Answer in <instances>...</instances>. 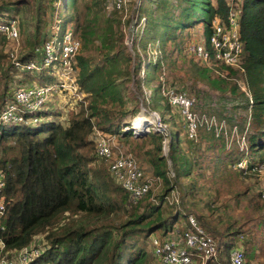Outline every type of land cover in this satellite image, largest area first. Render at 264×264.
<instances>
[{
	"label": "trees",
	"instance_id": "obj_1",
	"mask_svg": "<svg viewBox=\"0 0 264 264\" xmlns=\"http://www.w3.org/2000/svg\"><path fill=\"white\" fill-rule=\"evenodd\" d=\"M51 1L56 7V2L61 0ZM64 1L67 7L68 0ZM83 1L85 11L79 9ZM72 3L73 12L67 20V27L79 34L83 42L77 56V82L85 93L87 105H83L79 112L71 110L68 123L55 120L58 115L64 116L60 108L58 111L44 109L38 122L0 123V171L7 175L6 211L0 219V226H3L0 240L5 245L4 250L18 251L33 243L37 236L42 253L31 264H163L150 244L151 235L165 236L177 225L189 227V217L193 214L195 220L219 240L221 259L216 264H229L230 250L241 236L245 237L246 229L233 230V225L227 228L222 218L214 219L211 215L214 203L218 200L223 203L226 193L236 204L241 203L243 196L247 203L242 210L249 211L251 218L244 224L248 222L249 226V221H254L258 224V232L264 230V207L257 203L254 195H249L250 189L232 188L234 185L243 186V179L239 180L237 176L233 183L229 182L230 176L243 173L241 168L231 166L244 153L237 146L236 139L228 145L227 128L219 129L220 124L209 127L203 122L197 136L189 137L184 117L178 109L173 112L163 86L166 90L186 89L169 81L160 48L171 42L172 55L176 51H185L192 38L190 29L202 22L191 21L195 13L202 9L207 16L208 32H211L215 19H227L229 0H134L138 21L144 18L146 24L143 32L138 34L141 37L135 41L133 53L124 50L122 18L117 16V11L112 16L106 15L105 0H72ZM237 3L240 39L244 44L243 68L225 64L207 67L195 62L204 66L198 71L205 77L216 74L217 77L210 81L211 87L223 82L218 89L231 103L235 114V121L229 119L232 121L229 127H237V132L248 144L253 154L248 170H252L256 163L264 161V0H238ZM8 12L14 13V9L0 7V21L17 18L13 14H9V19L2 18ZM55 22L58 23L57 19ZM39 30L41 28H38V35ZM49 37L38 40L27 55L21 54L20 60L23 63L33 60L41 66V47ZM5 43L7 36L0 33V83H4V90L0 93V112L14 98L19 86L37 84L35 79L38 77L48 83L59 82L53 66L33 71L17 68ZM151 48L156 49L157 59H149L144 77L138 78L143 53H148ZM92 51H98L97 59ZM154 70L160 72L156 87L172 111L167 129L170 138L168 156L163 152V133H146L143 142L152 144L146 149L145 157L153 174L161 178V188L164 181L166 188L155 199L151 197L152 190L136 203H131L128 192L115 181L109 167L100 162L93 131L98 126L110 132L107 122L111 117L107 107L124 106L127 100L125 82L132 80L137 91L141 92L143 85H150L146 77L148 75L150 79V72ZM239 75L244 86L237 81ZM214 88L212 90H216ZM188 93L195 98L193 111L204 120L207 114L196 109L198 99H201L199 93L196 90ZM141 96L146 105L149 98L144 91ZM164 115L159 113L167 124ZM174 116L181 117L177 119L178 129L171 127ZM201 129L205 131L201 132ZM117 133L122 137L120 128ZM129 135L131 132H123V138ZM170 167L175 171L174 178L169 177ZM227 185L229 189L225 190ZM173 190L180 192V207L166 200ZM214 192L215 196H212ZM239 244L246 255L254 252L253 243L246 248L244 240Z\"/></svg>",
	"mask_w": 264,
	"mask_h": 264
},
{
	"label": "built area",
	"instance_id": "obj_2",
	"mask_svg": "<svg viewBox=\"0 0 264 264\" xmlns=\"http://www.w3.org/2000/svg\"><path fill=\"white\" fill-rule=\"evenodd\" d=\"M237 1L229 0L230 10L226 20L215 19L213 21L206 44L193 42L192 40L188 42L186 46L187 53L194 59L199 60L197 62L200 64L207 67H213L215 64H225L234 68H243L244 44L240 39L239 33L238 13L240 10ZM126 3L127 0H110L107 5L109 13L113 14L114 11H123ZM134 11L137 12L136 7ZM122 19L125 21V16ZM58 26L57 30H54V33L42 44L41 66H38L33 60L23 63L20 60V47L12 51L7 50L10 59L17 68H27L33 71L49 66H60L61 64L62 69L56 72L60 76L59 82L54 85L44 83L16 88L14 98L4 105L0 112V123L11 125L38 122L42 119L39 116L40 112L44 109H49L48 105L55 98V95L58 94L60 96L66 90L70 91V89L73 92L80 89L77 82L79 70L76 63L77 56L82 48L81 40L68 27L65 34L61 37L59 35L61 26ZM0 33L5 34L9 41H18L20 33L18 22L15 19L0 21ZM126 43L132 46V41L129 42V38H127ZM134 43L135 40L133 41V46ZM131 51H133V48H131ZM163 91L171 105L177 108L184 117L189 137L195 138L203 121L202 117L193 111L195 98L186 91L177 90L176 88H167L166 90L163 86ZM154 112L158 120L154 118L151 125H147L146 128L142 126L138 128L134 122H131V126L121 128L122 133L133 129L134 131L136 130V133L134 132L136 136H138V133L146 134L155 130L166 134V123L162 121L158 112ZM207 124L209 127L213 126L212 120L211 123ZM152 127H156V129L151 130ZM115 135V133L95 128L96 153L107 164L115 181L128 192L130 202L136 203L152 192L154 186L161 183V178L154 174L147 175L137 157L128 149L127 151L115 150L117 152L116 155L114 146L118 147V144L116 143L117 135ZM169 143L170 139L166 136L163 152L167 156L170 149ZM169 164L171 165L170 161ZM236 167L248 170L247 163L243 161L237 163ZM252 170L264 172V162L256 163ZM169 177H175V171L171 167ZM6 178V173L0 171V219L6 211ZM153 199H155L154 196ZM166 200L170 204L179 207V192L173 190L166 196ZM189 218L191 222L189 227L187 225L184 227L177 225L165 236L151 235L150 244L155 255L163 264H209V262L218 259V241L195 220L193 215H190ZM2 228L3 226H0V229ZM242 237H240V242ZM240 242L231 248L229 264H249L246 260L244 249L239 244ZM0 243L2 244L1 248H5L3 241L0 240ZM1 248L0 250H2ZM41 253L42 246L39 243H31L15 251L11 257L0 258V264H31L40 257ZM219 264L226 263L219 262Z\"/></svg>",
	"mask_w": 264,
	"mask_h": 264
},
{
	"label": "rangeland",
	"instance_id": "obj_3",
	"mask_svg": "<svg viewBox=\"0 0 264 264\" xmlns=\"http://www.w3.org/2000/svg\"><path fill=\"white\" fill-rule=\"evenodd\" d=\"M109 1L110 0H105L104 3L106 10L105 13L106 15L112 16L111 12L109 13V10L107 8ZM58 2H56L57 5L55 7L51 0H0V7H10L11 9H14V13L8 12L4 16H2V18L9 19L10 15L13 14L17 17L13 19H15L18 22V25H19V21H18L19 19L21 25V29L19 25V29H20L19 40L9 41L7 39V43H5L6 49L12 51L13 49L16 48L19 49L20 47L19 53L27 55V53L31 51V48L35 45V43L38 40H43L45 37H49L50 35H52L54 33V30H57V28L59 27L58 25L61 26L59 35L62 37L67 31V24H68L67 20L69 19L70 13L73 12V3L72 0H68V4L66 7L64 0ZM135 7L136 4L134 3V0H127L126 7H123V11H120L117 14V16H120L121 18L125 16V21H123L122 19L123 21L122 31L124 34V41L126 43L127 38H129V42L132 41V46H133V41L134 40L138 41V38L141 37V35L138 36V34H141L143 32V29L146 24V20L143 18L138 21L137 18L138 12L134 11ZM79 9L81 11H85L84 1L80 2ZM58 13L60 17H58ZM195 14L196 15L191 18V21L193 22L195 20H201L202 22L198 26L194 25L190 29V31H192L191 40L193 42H202L206 44L210 33L208 32L206 26L207 23L205 21L207 19L206 18L207 16L202 11L201 8ZM56 19L58 23L55 22ZM38 28H41V30H39V35H38ZM173 28L174 27H172V29ZM69 29L73 32L72 28ZM75 35L79 37V34H75ZM80 40L83 46L82 39L80 38ZM126 46H124V50L126 52L130 51L131 53H133V51H131V48H134V46L132 47L130 44L127 43ZM162 46H160V48L162 49V53L164 56V62H165L164 66L167 68L165 74L168 75L169 81L173 82L174 84H177L180 87H183L188 92L194 93V90H196L197 93H199L201 99L200 100L198 99L199 107L196 109L198 110V112L201 111L207 114L205 119L202 121V123L203 122L205 124L211 123L212 120L213 125L220 124L219 129L222 127H225V129L227 128L229 133L228 145L232 143V140L236 139L237 146L240 147V150L242 151V153H244L241 157H239L237 163L243 161L244 163L246 162L247 165L249 166V162L253 161V157H252L253 154H251L248 144L246 143V141H244L243 138H241L240 133L237 132L236 129L237 127L234 128L229 127L230 123L232 121H235V114L232 111L231 103L225 98V96L221 94V91L218 89V87L223 86V82L219 86L211 87L210 84L211 79L217 77L215 73H211V76L209 78L205 77L201 72L198 71V68H202L204 66L198 64L199 62L196 63L199 60H196L192 56H190L186 50L185 51L183 50L182 52L176 51L174 52V55H172L171 42H167L165 44V48L164 46L163 47ZM137 47H139L138 44ZM91 54L95 56V59H97L96 57L98 56V51H92ZM157 56L158 54L156 49H152L146 54L145 52L143 53L142 56L143 64H142L141 73L140 75L138 74V78L139 76H142V78L144 77V72L147 67L148 60L153 59L155 61L157 59ZM53 69L56 73L57 71H59V69H62V66L61 64L60 66L56 65L53 66ZM215 69L216 72L219 70L218 67H215ZM159 73H160L159 71H155V70L150 72V79L147 75L146 78L147 81L150 80L149 82L150 85L149 86H147V84L143 85L141 92L137 91V87L134 86L132 80H128L127 82H125L126 83L125 85L127 86V89L125 90L126 98H127L126 104L124 106L112 105L107 107L110 110V117H111V120L107 122V125L110 126V132H112L111 130H113L114 132L112 133L116 132L115 134L117 135L116 143L118 144V147L114 146L115 154L117 155V152L115 150L127 151L128 149L137 157L139 163L144 168L147 175H153V168L150 166V164L148 163L145 157L146 149L150 148L152 144H150V142H146V143L143 142L144 141L143 139L146 138L148 134L138 133V136H136L135 134L136 130L134 131L133 129H131L129 130V132H131V135H129L126 138H123L120 137L119 133L117 132L119 128L121 129L129 125L131 126V122H134L136 118L142 114H144L145 117H147L151 121H154V118L158 120V117L154 112L156 110H157L156 112H159L160 114L162 113L165 114L164 121L168 122L170 120L169 114L172 111H170L168 108L169 106L168 102L166 100H163V98L161 97L159 87H156V85L158 84L157 78ZM236 77H237V81H239L242 84V86H244L243 85L244 82L242 81L243 79L241 75H239V77L238 76ZM35 81L38 85L39 83L42 84L48 83L45 82L46 80H41L39 77L35 79ZM49 84L54 85L55 82H50ZM213 88L216 90H212ZM3 90H4V83H0V93ZM143 91L145 95L149 98V100L148 99L146 100L147 102L146 105H144L143 102L144 97L141 96V94L143 95ZM228 94L230 95V93ZM86 99L87 98L85 96V93L81 92V89H79L76 92H73V90L70 89V91L66 90L60 96L58 94L55 95V98L51 101L48 107L54 108L56 111H58L57 110L58 108L63 110L64 116L62 117L61 115H58L57 117H55V120L68 123L70 119L68 114L71 112V110L75 112H79L82 109L83 105H87ZM250 105H252V102ZM172 110L175 113L177 111V108L172 107ZM236 115L237 117H239V113ZM178 118L181 119V117L179 116ZM178 118L175 116L172 117L173 119V123L171 124L172 129H178L177 126V123H179L177 121ZM229 119L232 121H230ZM168 124L170 125V123L168 122L166 124V130H165L166 134L164 135L165 137L167 136L169 138V133L167 134ZM96 128L101 129L98 126ZM155 129L156 127L151 128V130H155ZM204 131L205 129H201V132ZM94 136H95V129L93 131V137ZM186 146L187 145L184 144V147ZM0 157H2L1 153H0ZM100 162H102L107 166V164L102 159H100ZM237 163L231 167L234 169ZM242 170H243L242 174H236L230 176L229 182L233 183L235 177L238 176L239 180L243 179L245 181V184L243 186L234 185L232 186V188L237 190L250 189L249 195L250 196L254 195L256 197L257 203L261 204L262 207H264V172L250 170V169L244 170V168H242ZM220 176H224V175H220ZM228 185L227 187L225 186V190L229 189ZM165 186H166L165 181L163 183L162 188L159 183L156 184L154 186V192L151 193V197L154 196L156 198V196L162 192L163 188L164 189L166 188ZM212 196H215V192L213 193ZM246 203L247 201L242 196L241 203L236 204L234 203V200L230 198V194L226 193L223 203L222 200H218L217 202L214 203V208H213L214 210L212 214L208 211L206 212L208 214H211L214 219L222 218V220H224V222L227 223L226 225L227 228L228 225L232 224L233 230L238 229L244 231L246 229L244 231V233H246L244 234L245 237H242L241 239V241L244 240V247L246 248L249 244L252 243L253 245H255L254 252L246 255L249 264H264V230L258 232L257 231L258 224H255L254 221H249L250 223L249 226H248V222L247 224H244V222L248 218H250V216L248 215L249 211L242 210V207ZM181 220L185 221L184 218H182ZM39 239L40 238L36 236L33 244H36L39 241ZM217 241L219 244V240ZM236 241L237 240H235L234 245ZM1 246L2 244L0 243V248ZM1 249L2 250H1L0 258L11 257L14 253V250L5 251L4 248ZM220 259L221 257L219 255L218 259L209 262V264H216L217 261H220Z\"/></svg>",
	"mask_w": 264,
	"mask_h": 264
},
{
	"label": "bare ground",
	"instance_id": "obj_4",
	"mask_svg": "<svg viewBox=\"0 0 264 264\" xmlns=\"http://www.w3.org/2000/svg\"><path fill=\"white\" fill-rule=\"evenodd\" d=\"M153 121L149 120L147 117H145L144 114L140 115L139 117L136 118L134 123L136 124V127H144L146 128L147 125H151Z\"/></svg>",
	"mask_w": 264,
	"mask_h": 264
},
{
	"label": "crops",
	"instance_id": "obj_5",
	"mask_svg": "<svg viewBox=\"0 0 264 264\" xmlns=\"http://www.w3.org/2000/svg\"><path fill=\"white\" fill-rule=\"evenodd\" d=\"M121 136L123 137V133H121ZM185 223V222H184Z\"/></svg>",
	"mask_w": 264,
	"mask_h": 264
}]
</instances>
